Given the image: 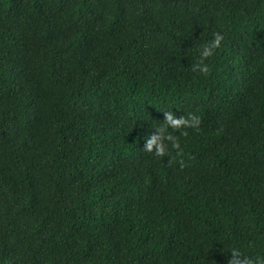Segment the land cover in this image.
<instances>
[{
	"label": "trees",
	"instance_id": "16d2710c",
	"mask_svg": "<svg viewBox=\"0 0 264 264\" xmlns=\"http://www.w3.org/2000/svg\"><path fill=\"white\" fill-rule=\"evenodd\" d=\"M164 110L202 119L171 159L142 150ZM234 246L264 254V0H0V264Z\"/></svg>",
	"mask_w": 264,
	"mask_h": 264
},
{
	"label": "clouds",
	"instance_id": "9594fccd",
	"mask_svg": "<svg viewBox=\"0 0 264 264\" xmlns=\"http://www.w3.org/2000/svg\"><path fill=\"white\" fill-rule=\"evenodd\" d=\"M224 39L225 36L222 33L216 32L212 39L199 45L195 44L196 55L190 70L198 75H207L211 70L208 61L215 56ZM164 112L163 123L151 124V128L155 131L145 135L142 150L156 157L171 159L172 150H176L178 154L183 152L180 137H188L189 129H199L202 119L196 113L178 116L172 110H164ZM173 132H179V136L173 135ZM228 251L231 253L228 264H264V254L248 255L240 247L235 246Z\"/></svg>",
	"mask_w": 264,
	"mask_h": 264
}]
</instances>
